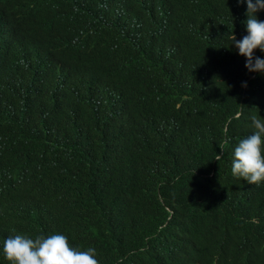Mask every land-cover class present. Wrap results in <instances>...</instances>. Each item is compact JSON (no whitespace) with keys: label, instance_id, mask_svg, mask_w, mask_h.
Returning <instances> with one entry per match:
<instances>
[{"label":"trees","instance_id":"16d2710c","mask_svg":"<svg viewBox=\"0 0 264 264\" xmlns=\"http://www.w3.org/2000/svg\"><path fill=\"white\" fill-rule=\"evenodd\" d=\"M246 10L0 0V264L6 238L56 233L99 264H264V181L231 171L264 121L231 45Z\"/></svg>","mask_w":264,"mask_h":264},{"label":"clouds","instance_id":"9594fccd","mask_svg":"<svg viewBox=\"0 0 264 264\" xmlns=\"http://www.w3.org/2000/svg\"><path fill=\"white\" fill-rule=\"evenodd\" d=\"M238 4L247 3L245 27L247 34L237 39L231 37V45L246 58L245 67L249 72L264 73V59L255 55V50L264 52V20L257 13L264 11V0H236ZM246 86V85H245ZM256 129L252 134L241 139L233 150L232 175L243 178L249 186L257 187L264 181V121L252 117ZM221 153L224 145H219ZM2 251L9 264H99L95 259V249L80 251L73 248L65 235L52 234L35 239L15 235L3 241Z\"/></svg>","mask_w":264,"mask_h":264},{"label":"bare ground","instance_id":"6f19581e","mask_svg":"<svg viewBox=\"0 0 264 264\" xmlns=\"http://www.w3.org/2000/svg\"><path fill=\"white\" fill-rule=\"evenodd\" d=\"M42 10V9H41ZM35 12V11H34ZM43 16V15H42ZM33 20V19H32ZM26 33V32H25ZM42 33V32H41ZM44 36L42 35V38H43ZM41 40V39H40ZM32 41V40H31ZM46 57H48V56H46ZM31 60V59H30ZM99 64V63H98ZM216 64V63H215ZM102 67V66H101ZM107 67V66H106ZM105 68V67H104ZM233 69H235V68H233ZM133 70V69H132ZM131 72V71H130ZM201 83V82H200ZM232 109V108H231ZM228 116V115H227ZM1 195V194H0ZM233 214H235V213H233ZM242 214V213H241ZM127 250V249H126ZM182 253V252H181Z\"/></svg>","mask_w":264,"mask_h":264}]
</instances>
